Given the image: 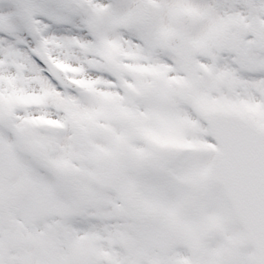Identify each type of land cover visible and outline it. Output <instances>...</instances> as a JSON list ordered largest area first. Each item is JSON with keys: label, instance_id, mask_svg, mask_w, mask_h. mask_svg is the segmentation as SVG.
<instances>
[{"label": "snow or ice", "instance_id": "6c2138e0", "mask_svg": "<svg viewBox=\"0 0 264 264\" xmlns=\"http://www.w3.org/2000/svg\"><path fill=\"white\" fill-rule=\"evenodd\" d=\"M0 264H264V0H0Z\"/></svg>", "mask_w": 264, "mask_h": 264}]
</instances>
